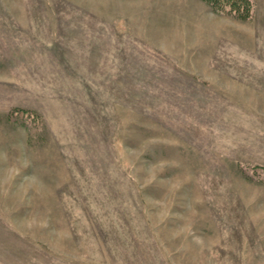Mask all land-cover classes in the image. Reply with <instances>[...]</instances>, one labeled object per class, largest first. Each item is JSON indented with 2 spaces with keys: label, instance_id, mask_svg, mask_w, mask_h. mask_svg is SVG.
<instances>
[{
  "label": "rangeland",
  "instance_id": "374dc122",
  "mask_svg": "<svg viewBox=\"0 0 264 264\" xmlns=\"http://www.w3.org/2000/svg\"><path fill=\"white\" fill-rule=\"evenodd\" d=\"M0 0V264H264V0Z\"/></svg>",
  "mask_w": 264,
  "mask_h": 264
},
{
  "label": "trees",
  "instance_id": "16d2710c",
  "mask_svg": "<svg viewBox=\"0 0 264 264\" xmlns=\"http://www.w3.org/2000/svg\"><path fill=\"white\" fill-rule=\"evenodd\" d=\"M213 8L217 10H228L229 13H233L237 18L245 19L249 17L252 9L250 0H205Z\"/></svg>",
  "mask_w": 264,
  "mask_h": 264
}]
</instances>
